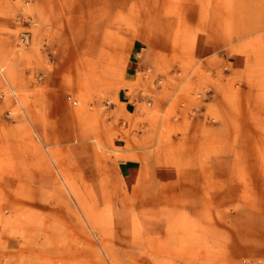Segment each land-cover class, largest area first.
Masks as SVG:
<instances>
[{"label":"rangeland","instance_id":"rangeland-1","mask_svg":"<svg viewBox=\"0 0 264 264\" xmlns=\"http://www.w3.org/2000/svg\"><path fill=\"white\" fill-rule=\"evenodd\" d=\"M0 264H264V0H0Z\"/></svg>","mask_w":264,"mask_h":264}]
</instances>
